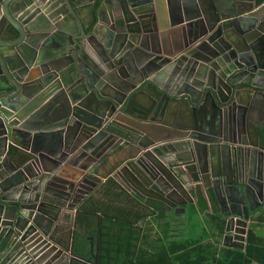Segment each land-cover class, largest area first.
I'll list each match as a JSON object with an SVG mask.
<instances>
[{
  "label": "water",
  "instance_id": "95a60500",
  "mask_svg": "<svg viewBox=\"0 0 264 264\" xmlns=\"http://www.w3.org/2000/svg\"><path fill=\"white\" fill-rule=\"evenodd\" d=\"M114 156L151 209L213 190L243 249L264 204V0H0V264H97L48 233Z\"/></svg>",
  "mask_w": 264,
  "mask_h": 264
},
{
  "label": "crops",
  "instance_id": "0c3cea01",
  "mask_svg": "<svg viewBox=\"0 0 264 264\" xmlns=\"http://www.w3.org/2000/svg\"><path fill=\"white\" fill-rule=\"evenodd\" d=\"M260 1L262 0H258V2ZM122 163L123 162L119 160V157L114 156L111 160L98 168L95 175L101 180V183L97 184L91 193L77 203L75 209L70 211L71 214L65 213L63 215L61 219L62 225H57L53 231L51 230L48 233L49 238L60 248L67 251L71 250L76 257L93 262L97 245L98 255V232L102 216L98 212L93 216H88L87 220L84 219L80 225L76 222V216L77 213H79L80 207L86 202V200L92 199L93 202L98 201V208L106 203H112L111 205H118L120 209L118 207L116 208L122 210L130 208L132 204H137L143 210L145 216L139 219V221L132 227L133 231L138 234V240L134 243L136 251L134 260L137 258L140 260L154 259L158 254L162 253V250L166 251L165 248L172 244L176 245L175 248L171 249L175 255L178 256L183 253V251L178 249V246L180 245V242L185 241L187 238L202 239L200 244L203 247V250H194L193 255L197 258H211L212 254H218L220 249L240 250L237 249V247L242 246L239 241L224 238L226 235L224 231L225 219L222 217V212L220 211L218 202H216L213 190L204 188V185H201L200 183L194 184L187 188L189 191V199H191L192 202H189L188 198H184V201L178 202L180 204H177L174 209L171 207H162L160 205L155 206V209H151L150 206H153L152 203L147 202V204H145L146 201L137 197L133 192L129 190L126 191L110 176L115 169L121 166ZM73 171L74 170H66L64 171V174L70 175ZM107 178H111L119 186L122 194L117 189H110V192H107L109 197L106 198L105 195H103L106 191L105 189L101 190L100 187L105 184ZM199 198L202 199V203L199 202ZM117 211L114 212H116L118 216L116 213L111 215H116V218L102 220L101 228L107 233V236L103 238V241H107L111 237L114 239L119 237V235H122V229L120 228L117 218L122 222L126 213H118ZM132 214L134 213H131V215ZM214 215L223 221L224 226L221 236H215L216 223L209 219V217ZM257 219H260V221L254 228L255 234L264 239V204H262L255 213L249 214L247 229L250 228ZM128 220L132 221L133 217L129 216ZM88 221H93V224L87 225ZM166 235L167 238H164ZM202 235H204L205 238H202ZM229 235H232V233ZM1 251L2 248H0V255L3 256Z\"/></svg>",
  "mask_w": 264,
  "mask_h": 264
},
{
  "label": "trees",
  "instance_id": "16d2710c",
  "mask_svg": "<svg viewBox=\"0 0 264 264\" xmlns=\"http://www.w3.org/2000/svg\"><path fill=\"white\" fill-rule=\"evenodd\" d=\"M100 189H105L106 192H104L103 195H105L106 198L109 197L107 192H110V189H117L122 194L119 186L111 178H107L105 184L102 185ZM198 200L200 203H202L201 198ZM111 204L112 203H106L105 205L100 206L101 208H98V201L93 202L92 199H88L80 207L79 213H77L76 216V222L78 225H80L84 219L87 220L88 216H93L98 212L102 216V219L99 223L100 228L98 232L97 264H264V239L256 235L254 229L260 219H257L256 222L247 229L248 231L246 234V241L242 251L220 249V252L218 254L213 253L211 258H197L195 255H193L194 250H203V247L200 244L202 239L198 240L197 238H187L185 241L180 242L178 249L183 251V253L179 254L178 256H176L172 251L171 248L176 247L175 244H172L165 248L166 251L162 250V253L158 254L154 259L140 260L137 258L134 260V255L136 252L134 243L138 240V234L133 231L132 227L139 221V219L143 218L145 214L137 204H132L130 208L122 210H119L120 207L118 205L113 206ZM114 211H117L118 213H126L122 222L119 218H117L120 228L122 229V235H119V237L114 239L111 237L109 240L103 241V238L107 236V233L104 232L103 228H101L102 220L107 218H116L117 213ZM114 213H116V215L111 216ZM131 213L134 214L131 215ZM129 216L133 217L132 221L128 220ZM209 219L216 223L215 236H221L224 226L223 221L220 220L216 215L209 217ZM88 224L92 225L93 221H88L87 225ZM164 238H167V235ZM202 238H205V236L202 235Z\"/></svg>",
  "mask_w": 264,
  "mask_h": 264
}]
</instances>
